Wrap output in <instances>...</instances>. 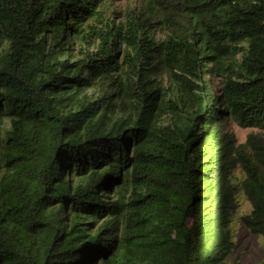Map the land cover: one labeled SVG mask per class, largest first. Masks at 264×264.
I'll return each mask as SVG.
<instances>
[{
    "label": "trees",
    "instance_id": "obj_1",
    "mask_svg": "<svg viewBox=\"0 0 264 264\" xmlns=\"http://www.w3.org/2000/svg\"><path fill=\"white\" fill-rule=\"evenodd\" d=\"M239 195L264 238V0H0V264H237Z\"/></svg>",
    "mask_w": 264,
    "mask_h": 264
},
{
    "label": "rangeland",
    "instance_id": "obj_2",
    "mask_svg": "<svg viewBox=\"0 0 264 264\" xmlns=\"http://www.w3.org/2000/svg\"><path fill=\"white\" fill-rule=\"evenodd\" d=\"M115 2L119 9H131L134 5L139 4L140 0H115ZM158 36H163L162 30L158 33ZM221 79L220 76L212 75L207 78V82L211 88L217 91L221 85ZM235 130L239 142H242L252 129L235 126ZM237 202V211L234 213L230 225L235 241L232 258H235L237 264H262L264 259V238L251 233L240 221V216L250 211L251 204L244 195H239Z\"/></svg>",
    "mask_w": 264,
    "mask_h": 264
}]
</instances>
